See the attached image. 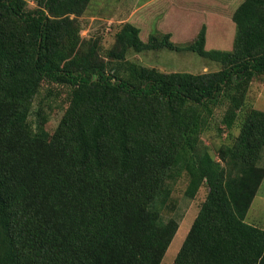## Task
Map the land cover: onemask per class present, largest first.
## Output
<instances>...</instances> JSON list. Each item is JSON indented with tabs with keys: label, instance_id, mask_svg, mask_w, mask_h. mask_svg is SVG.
<instances>
[{
	"label": "trees",
	"instance_id": "1",
	"mask_svg": "<svg viewBox=\"0 0 264 264\" xmlns=\"http://www.w3.org/2000/svg\"><path fill=\"white\" fill-rule=\"evenodd\" d=\"M0 0V264H161L179 224L165 221L174 185L206 198L174 264H264V230L246 222L264 181V111L246 106L264 76V0L233 15V52L206 50L204 25L183 47L141 38L125 22L113 46L85 40L92 0ZM188 50L217 62L203 74L166 73L131 53ZM66 89L53 134L34 101ZM238 107L240 132L217 158L202 143L215 111ZM174 210V208H173Z\"/></svg>",
	"mask_w": 264,
	"mask_h": 264
},
{
	"label": "rangeland",
	"instance_id": "2",
	"mask_svg": "<svg viewBox=\"0 0 264 264\" xmlns=\"http://www.w3.org/2000/svg\"><path fill=\"white\" fill-rule=\"evenodd\" d=\"M146 1L149 0H141V2L138 0H92L86 13L79 18L82 38L85 40L101 38V51H107L114 43V32H111L110 28L116 31L118 25L126 22L123 21L130 15L128 13H131L130 11L138 4L142 5ZM241 3L242 0H155L149 7L140 10L136 22L144 24L146 31L152 30L151 33L161 35L167 33L157 29L173 30L178 27L179 22H182L184 30L190 36L189 38L184 36L182 41L185 42H178L177 37L173 41L183 47L192 44L205 25L207 28L206 50L233 52L237 35L233 15ZM36 7L35 0H30L29 8ZM147 34L143 32L145 39ZM128 58L148 67H158L166 73L203 74L221 69L219 63L204 59L188 50L131 53ZM66 91L62 87L43 86L34 101L31 121L35 122L36 113L40 112L47 119L46 130L53 134L67 109ZM245 102L249 108L264 111V76L253 80ZM238 112L237 106L222 105L215 111L209 131L202 135V143L210 148L216 158L218 149L232 144L240 132ZM258 165L264 168V158ZM187 186L188 178L184 175L173 187L172 209L162 213L163 220H175L179 224V229L161 264H174L200 206L206 198L205 186L199 190L195 199L187 198L185 196ZM246 222L264 230V181L248 212Z\"/></svg>",
	"mask_w": 264,
	"mask_h": 264
},
{
	"label": "crops",
	"instance_id": "3",
	"mask_svg": "<svg viewBox=\"0 0 264 264\" xmlns=\"http://www.w3.org/2000/svg\"><path fill=\"white\" fill-rule=\"evenodd\" d=\"M139 2H141V0H138ZM155 2V0H149V1H146L144 4H142V5H139L138 4V6L135 8V9H133L132 11H130L131 13H128V14H130L126 19H124V21L123 22H129V23H131V24H133V25H135L136 27H138L139 29H140V31H141V33H140V35H141V38L144 40V41H146V40H148V38H149V36L152 34L151 32H152V30L150 31V30H145V27H144V24H141V23H137L136 22V20H137V17H138V15H139V13H140V10H142V9H145V8H147V7H149L151 4H153ZM122 23V22H121ZM184 24L182 23V22H179L178 23V27L175 29V28H173V30L172 29H163V28H161V29H157V30H159L160 32H165V33H167V34H170L171 35V41L172 42H174L173 40H176V37L179 39L178 40V42H185V41H182V40H184V36H186V37H188L189 38V36H190V34L189 33H187L185 30H184ZM147 32L148 34L146 35L147 37H146V39L143 37V32ZM175 44H177L176 42H174ZM179 44V43H178ZM263 158H264V151L261 153V158H260V163L262 162V160H263Z\"/></svg>",
	"mask_w": 264,
	"mask_h": 264
}]
</instances>
